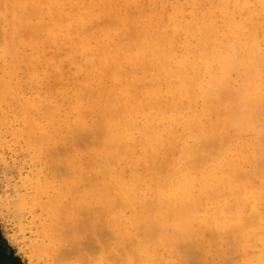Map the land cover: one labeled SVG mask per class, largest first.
Returning a JSON list of instances; mask_svg holds the SVG:
<instances>
[{
	"label": "bare ground",
	"instance_id": "bare-ground-1",
	"mask_svg": "<svg viewBox=\"0 0 264 264\" xmlns=\"http://www.w3.org/2000/svg\"><path fill=\"white\" fill-rule=\"evenodd\" d=\"M263 62L264 0H0V146L42 162L13 194L39 224L33 251L91 264L74 247L85 211L123 264H206L226 233L242 264H264V78L242 88ZM224 112L231 130L252 120L260 185L226 152Z\"/></svg>",
	"mask_w": 264,
	"mask_h": 264
},
{
	"label": "rangeland",
	"instance_id": "rangeland-1",
	"mask_svg": "<svg viewBox=\"0 0 264 264\" xmlns=\"http://www.w3.org/2000/svg\"><path fill=\"white\" fill-rule=\"evenodd\" d=\"M230 1V3H231V0H228V2ZM7 12V10L5 11V13ZM9 13V12H8ZM8 15V14H7ZM7 17H9L8 19H10V15H8ZM13 17V16H12ZM11 20H14L13 18H11L10 19V21ZM34 23H35V21L36 20H32ZM12 23V22H11ZM15 22H13V24H14ZM37 30H38V28H36ZM40 30V29H39ZM38 30V31H39ZM42 33H43V31H42ZM42 33L40 34V35H42ZM43 35H44V33H43ZM179 39V38H178ZM177 39V40H178ZM179 42H181V40H178ZM179 42H177V44H180V47H179V45H178V47L180 48V50L178 49V48H176V49H178V51H180V52H178L179 53V55H181V53H182V48H181V43H179ZM176 44V45H177ZM64 46V45H63ZM67 46H69L68 44H66L64 47H67ZM63 47V48H64ZM62 48V52H64V51H66V50H64ZM52 50V49H51ZM51 50H50V53H51ZM59 51L60 50H58V51H54V52H56L57 54H60L59 53ZM54 52H53V50H52V53L51 54H54ZM50 53H48V54H50ZM65 53V52H64ZM178 53H176V50H175V54H177V56H178ZM61 55H62V53H61ZM62 56H64V55H62ZM258 56H262V55H258ZM62 58H64L63 60L65 61V63H64V67H65V70L68 72H66L65 70V74H66V76L69 78L70 76H71V74L69 75V73H70V71H71V69L66 65V60H67V56H65V57H62ZM264 63V62H263ZM259 64L260 66H262V70L261 71H264L263 69H264V64ZM68 67V68H67ZM67 68V69H66ZM258 69H259V66H258ZM238 72H240V70H237ZM261 71H259V72H257V73H262ZM71 73H72V71H71ZM203 73V72H202ZM256 73V75H257V79L258 78H261L262 80H263V78H264V75L263 74H257ZM236 74H237V72H236ZM240 75V76H239ZM256 75L254 76L255 78H256ZM263 75V77H261ZM239 76V77H238ZM238 77V78H237ZM243 77V75H242V73L240 74V73H238L237 74V76H236V78H234V76H233V78H234V80L236 81L234 84H235V86L236 87H238V84L240 85V84H243V83H245V82H243V81H241V79L243 80L244 78H242ZM71 78V77H70ZM201 79H202V77H201ZM261 79H258V80H254V79H252V80H254V82L253 81H251V85H252V87H249L250 86V84L247 86V84H245L246 86H244V85H242V88L245 90L246 89V87L248 88V89H250V88H252V90L251 91H253V93H256V92H259V90L261 91L260 93H261V97L263 96L262 95V90H263V86H264V84H262V83H264V82H261L260 84H262V85H259V88H254L255 86H256V84H257V87H258V81H260ZM238 80V81H237ZM256 81V82H255ZM241 82H243V83H241ZM238 83V84H237ZM253 83H256L255 85L253 84ZM245 87V88H244ZM239 88V87H238ZM241 88V90L243 91V89ZM253 88L255 89V90H253ZM262 88V89H261ZM257 89H259L258 91H257ZM240 90V91H241ZM247 90V89H246ZM241 91V92H242ZM247 91H249V90H247ZM249 93V92H248ZM252 93V94H253ZM242 94H244V97H248V95L249 94H247V93H243L242 92ZM263 94H264V92H263ZM243 97V98H244ZM249 97H251V95L249 96ZM264 97V96H263ZM262 97V98H263ZM262 98H260V99H262ZM249 99V98H248ZM240 100H242V99H240ZM240 100H238V101H236V103L234 102H231V101H229L228 103H226V104H224V106L226 105L227 107H229V108H231L232 106L233 107H235V109L237 108V107H239V104H240V106H241V108L242 107H246L247 108V105H248V103L247 104H245L244 102H242V101H240ZM243 101H245V100H243ZM254 101V100H253ZM246 102H248V101H246ZM255 102V101H254ZM241 103H242V105H241ZM254 104V103H253ZM225 106V107H226ZM249 106V105H248ZM250 106H252V104L250 105ZM232 107V108H233ZM231 108V109H232ZM241 108H237L238 110H240ZM248 108H250V107H248ZM234 109V108H233ZM236 109V110H237ZM257 109V108H256ZM247 110V109H246ZM246 110H244V111H242V113H244ZM248 111V110H247ZM247 111L245 112L246 114H248L249 113V111H250V109H249V111H248V113H247ZM259 111H261V109L259 110ZM258 110H257V112H259ZM225 113V112H224ZM242 113L240 112L239 113V115L242 117L241 119H243V116H242ZM223 114V113H222ZM233 115H229V114H227V113H225V114H223L222 116H221V120L222 119H224V122H225V124L224 125H222V128L223 129H226V131H227V134H228V140H229V142L227 143V146H224V147H227L226 148V152H227V154H229V156L230 157H232V158H238L239 156H243V160H241L242 161V163H241V170H243L244 171V174L247 176V173L251 170V172H255V167L257 166H255V164L257 163V155H258V149H260L259 148V145H260V142H258L257 144H255L256 142L255 141H253V139H252V137L254 136V137H256L255 135H257V133H256V131L254 132V127H251V125L249 126L248 125V123H247V119L249 118V115H248V118L246 117V119H245V121H243V122H246L245 124L244 123H241V124H243V125H235L234 127L237 129H234L233 127V129L231 130L230 129V126L232 125H230L229 123V121H231V123H232V118H235V115H236V112L234 113H232ZM262 114V113H261ZM231 116H234V117H231ZM238 116V115H237ZM262 116V115H261ZM231 117V118H230ZM244 117V118H245ZM263 117V116H262ZM212 119H213V116L211 117ZM240 117L238 116L237 117V119H239ZM229 119V120H228ZM236 119V118H235ZM241 119H239V120H237L238 122V124L242 121ZM260 119V118H259ZM250 120H251V118H249V123H251L250 122ZM234 121V120H233ZM252 121V120H251ZM262 121H263V119H262ZM228 122V123H227ZM230 125V126H229ZM244 128H243V127ZM227 127H228V129H227ZM252 129V130H251ZM253 131V132H252ZM255 134V135H254ZM253 137V138H254ZM9 138H7V140H5L6 142H8L9 143V146L11 147H9L8 145L6 146H3V147H1L0 146V241L2 242V246L5 248V251H8L9 250V256H8V260H9V263H15V264H51V260L50 259H47L46 257H48L47 255H41V254H38V253H36V251H33V248L31 247V245L33 246L34 244H35V241H36V239L37 238H35L34 239V237L33 236H35L34 234V231H35V227H34V229L32 228L33 226H29V225H34L35 224V222H37L36 221V219L34 220V218L32 219V218H30L31 216H30V213H28L29 212V210H27L26 209V211L25 210H20V211H23L22 213H24V214H22V216H21V219L18 217V215L21 213L20 211H19V214L17 215V217L15 216V209H14V207H13V201L15 200V197H14V195L13 194H15L14 193V190H16V189H19L20 188V180H23L24 179V176L26 177V175L28 174V176H30V167H31V165L32 164H36V166H35V168L37 167V169H39L38 167H40V166H38L39 164L40 165H42V162H34V163H32V164H30V162L33 160V159H31L30 157H34V154H32V156L31 155H29V154H31L32 153V151L31 150H29V152L28 153H24V150L23 149H20L19 147H17L16 145H14V144H12L11 143V141H10V139L8 140ZM255 140V139H254ZM0 141H2V140H0ZM255 142V143H254ZM10 143L12 144V145H10ZM252 143L254 144V145H252ZM13 147V148H12ZM232 147V148H231ZM258 147V148H257ZM8 149H10V150H8ZM15 149V150H14ZM254 149V150H253ZM256 149L258 150V151H256ZM23 150V151H22ZM14 151V152H13ZM28 154V155H27ZM27 156H28V158H27ZM30 156V157H29ZM259 156V155H258ZM252 159L253 157H254V160H255V163H254V161H253V159H252V161H251V159ZM29 158H30V160H29ZM24 159V160H23ZM247 160V161H246ZM30 161V162H29ZM34 161V160H33ZM245 161V162H244ZM252 162V163H251ZM25 163V164H24ZM254 164L253 165V168L251 167H249V165L250 166H252L251 164ZM30 164V165H29ZM245 166V167H244ZM244 167V168H243ZM249 167V168H248ZM29 168V169H28ZM28 170V171H27ZM254 170V171H253ZM20 171V172H19ZM243 171H242V173H243ZM250 172V173H251ZM250 173H248V176H249V174ZM20 174V175H19ZM243 174V176H245ZM254 175V174H253ZM19 176H21V177H19ZM22 177H23V179H22ZM253 177H255V178H253ZM249 176V177H247L246 179H248V180H250V179H252V181H253V179H254V182L255 181H257V185H260L261 183H262V181H263V179L262 178H259V176L257 177V175H255V176ZM20 181V182H19ZM18 184V185H17ZM17 187V188H16ZM28 192H29V190H28ZM9 199H11V200H9ZM10 202H11V204H10ZM9 203V204H8ZM9 205V206H8ZM13 208V209H12ZM14 211V212H13ZM26 212V213H25ZM83 212H85V211H82V219H81V217H80V220H81V225H80V229H79V231L80 232H78V235H83V237L82 236H78L77 238H76V240H77V242L79 243L78 245L76 244L74 247H78L79 248V250H81V252L82 253H80L81 255V257H83V259L80 257V256H78L79 258H78V260H80V261H86V259H87V261H90V263L91 264H102L103 262V264H105L106 262V264H123L121 261H122V259L120 258L121 256L118 254V252H117V249H118V247L116 246V243H115V239H114V236H113V234H107L106 233V235H105V233L104 232H102L101 234L99 233V231H100V225L101 224H99V223H101L102 222V220H103V216H102V214H100V215H96L95 216V219L92 221V217H91V219L90 220H87V218H85L84 219V216L87 214V212H85L84 214H83ZM17 213V212H16ZM28 213V214H27ZM84 215V216H83ZM30 216V217H29ZM98 217V218H97ZM100 218H102L101 220H100ZM31 219L33 220V221H35L34 222V224H33V221L32 222H30L31 221ZM29 222H28V221ZM100 220V221H99ZM96 221V223H94ZM29 223V225H28V223ZM24 223V224H23ZM32 223V224H31ZM103 223V222H102ZM36 224H38V222L36 223ZM36 224L34 225V226H36ZM91 224H93V225H95V226H97L98 227V229H99V231L98 230H96L97 228H95L94 229V227H93V225L91 226ZM38 226H39V224H38ZM37 226V227H38ZM86 226V227H85ZM26 227H30L32 230H30V229H28L27 230V228ZM82 227H83V229H82ZM175 228V226H172V229H174ZM19 228H21V229H19ZM23 229H25L24 231H22ZM21 230V231H20ZM83 230V231H82ZM87 230V231H86ZM22 233H24V236H23V234ZM83 233V234H82ZM33 235V236H32ZM222 235V234H221ZM226 235H227V233L226 234H223L222 235V238H224V239H222V241L219 243V245H218V247H219V249L220 248H222L223 247V249H220L217 253H216V255H214V259L213 258H211V259H208V261L206 262V260H205V263L206 264H216V263H218V264H220V262H221V264H225V263H223V262H225L226 261V263H229V258L231 259L232 257L233 258H235L236 256L237 257H239V254L240 253H242V252H240V249L239 250H237V248L235 247V249L233 248V255L231 254L232 253V250H231V252H228V250H229V247H231L230 246V242L233 240V239H231V238H228V237H226ZM27 236V237H26ZM33 237V238H32ZM36 237V236H35ZM82 237V238H81ZM105 237H107V239L105 238ZM110 237H111V240H110ZM23 238V239H22ZM28 238H29V240H28ZM103 238H105V239H103ZM109 238V239H108ZM226 238H228L227 239V241L229 242V243H227V241H226ZM33 239V240H32ZM83 240V243H82V240ZM101 239V240H100ZM35 240V241H34ZM30 241V242H29ZM39 241V240H38ZM113 241V242H112ZM226 243H225V242ZM23 242H25V243H23ZM34 242V243H33ZM90 242V243H89ZM95 242V243H94ZM97 242V243H96ZM134 242V241H133ZM130 242V245H132V244H134V245H132V246H130V248H131V250H134L135 248H136V243L134 242ZM232 242H234V240L232 241ZM132 243V244H131ZM226 245H228L229 244V246H226ZM30 245V246H29ZM83 245V246H82ZM107 245V246H106ZM113 247H112V246ZM222 245V246H221ZM111 248H110V247ZM221 246V247H220ZM73 247V248H74ZM81 247V248H80ZM134 247V248H133ZM224 247H225V249L226 248H228V250H225L224 249ZM31 248V249H30ZM83 248H84V250H83ZM85 248H86V250H85ZM102 248V249H101ZM106 248H110V249H106ZM74 249H76V248H74ZM101 249V250H100ZM106 249V250H105ZM116 249V250H115ZM99 250V251H98ZM103 250V251H102ZM221 250H225V251H222L221 252ZM237 250V251H236ZM101 251V252H100ZM106 251H108V252H106ZM238 252V253H236V252ZM242 251V250H241ZM197 252V253H196ZM224 252V253H223ZM229 253V254H231V256L229 255L228 256V260H227V258H225L226 256H227V254H225V253ZM84 253V254H83ZM100 253V254H99ZM192 253H194V254H192V258H194L193 256H196V255H199L198 254V251L197 250H194V252H192ZM7 254V253H6ZM34 254H36V255H34ZM103 254V255H102ZM109 254H112L113 256H115L116 255V258L115 257H113L112 258V255H109ZM196 254V255H195ZM221 256H219V255ZM237 254V255H236ZM32 255V256H31ZM38 255V256H37ZM76 256L75 257H77V255L78 254H75ZM105 255V256H104ZM109 255V256H108ZM201 255V257H198V256H196V257H198V258H195L196 260H198V261H200V258L202 259L203 258V254H200ZM94 256V257H93ZM100 256V257H99ZM101 256H103V257H101ZM87 257V258H86ZM108 257V258H107ZM109 257H110V259H109ZM119 258V260H118V258ZM217 257H218V259L220 260H218L217 259ZM225 258V259H223V258ZM49 258V257H48ZM94 258V259H93ZM99 258H101L100 260H99ZM102 258H105V260H107V261H104ZM217 260H216V259ZM45 259V260H44ZM91 259H92V261H91ZM115 259H117V260H115ZM237 260H238V263L240 264V262H241V264H242V256L241 257H239V259L238 258H236ZM39 260V261H38ZM50 260V261H49ZM96 260H98V262H100V263H98V262H96ZM109 260H110V262H109ZM240 260V261H239ZM33 261V262H32ZM115 261H117L118 263H115ZM124 261V260H123ZM216 261V262H215ZM218 261V262H217ZM201 262H204V260L203 261H201ZM237 262V261H236ZM78 263V262H77ZM138 263H140V262H138ZM138 263H136V264H138ZM140 264H143L142 262L140 263Z\"/></svg>",
	"mask_w": 264,
	"mask_h": 264
},
{
	"label": "flooded vegetation",
	"instance_id": "flooded-vegetation-1",
	"mask_svg": "<svg viewBox=\"0 0 264 264\" xmlns=\"http://www.w3.org/2000/svg\"><path fill=\"white\" fill-rule=\"evenodd\" d=\"M7 256H9V250L7 251ZM0 264H4V261H3V257H2L1 252H0ZM9 264H15V263H9Z\"/></svg>",
	"mask_w": 264,
	"mask_h": 264
}]
</instances>
